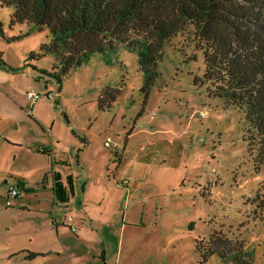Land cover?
Instances as JSON below:
<instances>
[{
  "label": "rangeland",
  "instance_id": "374dc122",
  "mask_svg": "<svg viewBox=\"0 0 264 264\" xmlns=\"http://www.w3.org/2000/svg\"><path fill=\"white\" fill-rule=\"evenodd\" d=\"M14 11L0 3L5 32L17 37L6 41V62L18 65L20 53L27 52L46 72L17 68L7 79L20 99L15 137L22 143L0 147V169L7 171L0 173V264H71L75 248L91 260L96 254L94 264H104L102 254L108 264H230L218 255L203 262L196 250L197 239L221 231L243 240L254 264H264V169L255 164L245 111L212 94L211 83H195L204 76L205 58L194 26L165 45L146 93L138 57L122 44L113 52L92 53L60 82L51 74L57 71L53 54L31 55L33 47L51 40L50 29L30 23L11 27ZM106 88L122 91L110 108H101ZM28 91L41 98L32 104ZM43 148L71 162L75 174L81 172V157L89 179L112 192L109 207L101 209L105 218L118 205L112 227L97 223L80 243L69 227L59 235L36 196L24 194L7 204L15 183L11 172L38 186L49 166L39 153ZM116 151L123 161L120 172ZM123 179L129 182L126 198L118 190ZM33 252L38 255L27 258Z\"/></svg>",
  "mask_w": 264,
  "mask_h": 264
},
{
  "label": "trees",
  "instance_id": "16d2710c",
  "mask_svg": "<svg viewBox=\"0 0 264 264\" xmlns=\"http://www.w3.org/2000/svg\"><path fill=\"white\" fill-rule=\"evenodd\" d=\"M13 6L10 26L30 23L50 29L52 38L33 58L53 54L51 73L60 82L94 52H113L124 45L138 57L148 93L157 64L173 37L194 26L197 48L203 51L205 73L196 84L211 83L212 94L245 111L255 164L264 169V0H0ZM0 35L4 36L0 23ZM17 37L8 38L9 41ZM0 61L7 65L0 51ZM41 71H45L42 69ZM106 88L101 108H110L121 93ZM116 157L121 158L115 153ZM23 186V183H21ZM203 262L218 255L225 263L254 264L243 240L221 231L197 239ZM31 253L30 258L36 257Z\"/></svg>",
  "mask_w": 264,
  "mask_h": 264
},
{
  "label": "crops",
  "instance_id": "0c3cea01",
  "mask_svg": "<svg viewBox=\"0 0 264 264\" xmlns=\"http://www.w3.org/2000/svg\"><path fill=\"white\" fill-rule=\"evenodd\" d=\"M0 22L1 24L3 23L2 28L4 31V36L0 35V51L3 53V59L7 64L4 65V63L0 61V64L4 66V68L0 69V147H4L5 144L11 143L9 141H12L14 144L22 143V139L15 137V133L17 131L15 129L19 130L20 128L19 118L17 116L20 99L9 86L7 79L17 68H25V70H27V68L32 67L36 71H41L43 67L39 66L38 64H34L30 58H27V52L20 53V57L22 58L19 60L18 65L12 64L11 62H6L7 60L4 58L3 51L6 50V41H9V34L5 32V22L1 19V16ZM42 44H39L38 48L33 47L32 53L38 52ZM30 74L33 73L30 72ZM34 76L35 75L33 74V77ZM7 140L8 143L5 142ZM53 152L54 151L49 148L39 149V153L44 155L46 158V163L49 166L44 169L43 174L40 176L37 182H35L38 185L37 187L30 185L31 182L25 178L23 174L16 172L10 173L15 179V183L12 185H18L21 188L22 195L20 197L25 195H33L38 198L37 204L40 206V211H43L46 216L51 217V219H49L51 225L57 228L59 235L61 234L62 228L69 227V229L76 234V237L79 239L80 243H86V234L89 228L97 229L99 226L97 223H100L103 226L112 227V220L118 213H120V210H112L118 206L113 204L109 216L104 218L102 216L101 210L102 204H106L104 209L109 207L110 200H112V192H110L108 189L100 188L97 182L91 181L89 179V174L85 173L84 171L81 157H79L77 161L78 169L81 172L80 174H75L74 170H72V172L70 171L71 162H68L64 158H58V156L53 154ZM116 152L118 153V151ZM122 162L123 161L121 158V161L115 168L116 171H118V169L121 167ZM61 167H64L69 172H63ZM86 171H89V168ZM118 172H120V170ZM0 173H7V171L0 169ZM84 174L87 175V178L81 180V177H83ZM125 180L127 179H123L121 183ZM7 181L8 180L6 179L5 182ZM21 183H23V186H21ZM94 188L97 190V193L91 194V190ZM127 188L128 185L121 187L119 186L118 189L123 194L126 193L125 198L129 195ZM109 196L110 198L108 199ZM125 217L126 213H123L122 219H125ZM73 228L76 230H73ZM64 234H67V232H64ZM30 254L31 253L28 254L27 258L34 259L35 257H29ZM91 256L93 260H91L90 257H87L83 251L75 248L72 250L70 257L71 264H94V261L96 260V254H91ZM100 256L102 257L103 263L108 264L106 260L107 258H104V254ZM55 264H57V262Z\"/></svg>",
  "mask_w": 264,
  "mask_h": 264
},
{
  "label": "built area",
  "instance_id": "2783aa9c",
  "mask_svg": "<svg viewBox=\"0 0 264 264\" xmlns=\"http://www.w3.org/2000/svg\"><path fill=\"white\" fill-rule=\"evenodd\" d=\"M27 96L28 99L30 100V102L32 104H35L40 98H41V94L35 91H28L27 92ZM105 145L107 147L111 146V141L110 139H108L105 143ZM128 180L123 181L122 183H120L121 186H127L128 185ZM22 195V190L18 185H11L9 187V190L7 192V204L11 205L12 204V199H17L18 197H20ZM73 230H76L75 228H73Z\"/></svg>",
  "mask_w": 264,
  "mask_h": 264
}]
</instances>
